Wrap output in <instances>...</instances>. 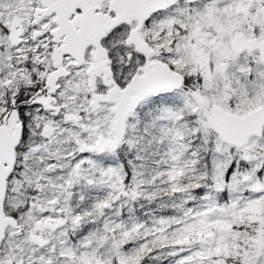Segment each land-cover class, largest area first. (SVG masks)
I'll return each mask as SVG.
<instances>
[{"label": "snow or ice", "instance_id": "snow-or-ice-1", "mask_svg": "<svg viewBox=\"0 0 264 264\" xmlns=\"http://www.w3.org/2000/svg\"><path fill=\"white\" fill-rule=\"evenodd\" d=\"M0 264H264V0H0Z\"/></svg>", "mask_w": 264, "mask_h": 264}]
</instances>
